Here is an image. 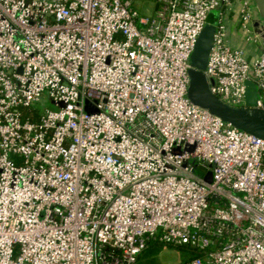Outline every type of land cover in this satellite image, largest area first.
I'll use <instances>...</instances> for the list:
<instances>
[{
    "label": "built area",
    "instance_id": "1",
    "mask_svg": "<svg viewBox=\"0 0 264 264\" xmlns=\"http://www.w3.org/2000/svg\"><path fill=\"white\" fill-rule=\"evenodd\" d=\"M254 18L253 0H0V264H139L152 242L264 264V141L186 95L209 23L211 92L246 107L250 79L264 110Z\"/></svg>",
    "mask_w": 264,
    "mask_h": 264
},
{
    "label": "water",
    "instance_id": "2",
    "mask_svg": "<svg viewBox=\"0 0 264 264\" xmlns=\"http://www.w3.org/2000/svg\"><path fill=\"white\" fill-rule=\"evenodd\" d=\"M257 14L260 18H254L252 22L253 31L261 38L264 46V0H253ZM228 13L224 16V33L230 43V24ZM215 27L206 23L199 32L193 50L190 55L188 69V85L186 95L189 101L209 113L219 117L222 121L252 134L264 141V110L254 107L259 98L257 85L250 79L244 81V100L246 107H234L228 105L216 97L210 90L208 78L204 74L207 57L212 45ZM209 180V177H206Z\"/></svg>",
    "mask_w": 264,
    "mask_h": 264
},
{
    "label": "rangeland",
    "instance_id": "3",
    "mask_svg": "<svg viewBox=\"0 0 264 264\" xmlns=\"http://www.w3.org/2000/svg\"><path fill=\"white\" fill-rule=\"evenodd\" d=\"M142 6L147 5L142 3ZM148 7L150 6L148 5ZM159 245L158 251L148 256L144 264H175L189 257V254L180 248L164 243H160Z\"/></svg>",
    "mask_w": 264,
    "mask_h": 264
},
{
    "label": "trees",
    "instance_id": "4",
    "mask_svg": "<svg viewBox=\"0 0 264 264\" xmlns=\"http://www.w3.org/2000/svg\"><path fill=\"white\" fill-rule=\"evenodd\" d=\"M216 13V10L212 11L210 16H209V19L212 20L214 15ZM160 243L158 242H152L142 253L141 255L139 256V264H144L146 262V259L148 256L150 255H153L155 254L158 249H159V245ZM182 250H184L186 253L189 254V257L188 258H185L183 260H181L179 263H182L183 261H186L187 259L189 258H192V257H195V256H198L200 255V253L194 249H191V248H181Z\"/></svg>",
    "mask_w": 264,
    "mask_h": 264
},
{
    "label": "crops",
    "instance_id": "5",
    "mask_svg": "<svg viewBox=\"0 0 264 264\" xmlns=\"http://www.w3.org/2000/svg\"><path fill=\"white\" fill-rule=\"evenodd\" d=\"M230 39L235 45L241 47L250 56L254 55L258 51L248 46L246 43L243 42L242 39L238 38V36H236L235 34L231 33Z\"/></svg>",
    "mask_w": 264,
    "mask_h": 264
}]
</instances>
